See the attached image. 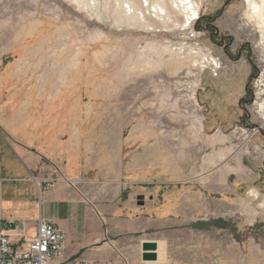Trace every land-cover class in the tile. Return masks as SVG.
I'll return each mask as SVG.
<instances>
[{
    "label": "rangeland",
    "instance_id": "374dc122",
    "mask_svg": "<svg viewBox=\"0 0 264 264\" xmlns=\"http://www.w3.org/2000/svg\"><path fill=\"white\" fill-rule=\"evenodd\" d=\"M124 1L0 0V144L13 148L3 167L14 166L6 202L38 188L25 153L72 143L73 196L102 231L97 246L143 264H264V217L221 219L213 179L192 178L222 150L219 134L243 166L264 164V34L250 0H131L142 14L128 22ZM200 9L221 10L230 46L196 28ZM239 77L242 105L210 106L213 81Z\"/></svg>",
    "mask_w": 264,
    "mask_h": 264
},
{
    "label": "crops",
    "instance_id": "0c3cea01",
    "mask_svg": "<svg viewBox=\"0 0 264 264\" xmlns=\"http://www.w3.org/2000/svg\"><path fill=\"white\" fill-rule=\"evenodd\" d=\"M214 90L207 94L217 92L220 88L214 105L210 106L224 109L225 102L220 97H227V104L237 100L242 105L246 95V79H220L213 81ZM206 94V95H207ZM220 111V110H216ZM221 127L218 129L220 132ZM217 145L223 146L214 159L203 162L198 172L192 177L196 183L205 184L208 179H213L216 192L221 196L217 200L220 218L232 219L238 216L243 224L254 225L264 217V164L258 161L260 168L245 167L238 159L233 143L227 141L223 135L217 136ZM229 143V144H228ZM13 155V148L7 141L0 144V219L8 221H21L22 223L34 222L40 215L52 221L66 234V256L80 257L86 261H103L115 259L112 246L109 243L97 246L102 241V231L96 225V219L89 221L88 207L78 196H73V144L68 147L60 143L55 144L54 150L30 151L25 153L20 165L26 175L31 176L44 184L41 193L37 189L31 192L29 198L22 196V201L14 202L5 199L8 192L4 191L3 181L9 180L6 176L13 172L14 166L3 167L2 157ZM243 159V158H242ZM59 167L60 171H58ZM217 168V170H215ZM213 170L214 173H211ZM36 177V178H35ZM56 178L57 182L48 186L47 182ZM131 179L128 183L133 182ZM135 182V181H134ZM259 199V204H254ZM249 203V204H247ZM95 221V222H94ZM94 223V224H93ZM17 224V223H16ZM130 264H143L141 254L127 253ZM145 263V262H144ZM115 264H123L116 260Z\"/></svg>",
    "mask_w": 264,
    "mask_h": 264
},
{
    "label": "built area",
    "instance_id": "2783aa9c",
    "mask_svg": "<svg viewBox=\"0 0 264 264\" xmlns=\"http://www.w3.org/2000/svg\"><path fill=\"white\" fill-rule=\"evenodd\" d=\"M56 182L54 178L47 185ZM69 183L73 185V181ZM37 187L41 193L44 184L40 182ZM114 252L115 259L103 261L67 257L65 232L42 215L34 222L22 224L0 219V264H115L116 260L130 264L125 253L116 249Z\"/></svg>",
    "mask_w": 264,
    "mask_h": 264
},
{
    "label": "bare ground",
    "instance_id": "6f19581e",
    "mask_svg": "<svg viewBox=\"0 0 264 264\" xmlns=\"http://www.w3.org/2000/svg\"><path fill=\"white\" fill-rule=\"evenodd\" d=\"M143 4L144 5L146 4V6H148L149 5L148 0H143L142 5ZM120 7L123 11L121 18H124L126 22L134 19L136 15L142 14L140 5L134 4L131 0H125ZM250 7L252 10L251 16L257 17L258 23L261 26L262 32L264 34V0H259V2L257 4L253 3L252 0H250ZM152 9H154V8L152 7ZM154 11H155V9H154ZM155 12H157V10ZM162 12H163V10H162ZM154 17H155V15H154ZM157 19H158V17H157ZM260 110L263 112V115H264V103H262L260 105ZM35 182H36V184L40 185L39 181L35 180ZM79 182H80L79 179L73 180V183H79Z\"/></svg>",
    "mask_w": 264,
    "mask_h": 264
},
{
    "label": "flooded vegetation",
    "instance_id": "af4514ba",
    "mask_svg": "<svg viewBox=\"0 0 264 264\" xmlns=\"http://www.w3.org/2000/svg\"><path fill=\"white\" fill-rule=\"evenodd\" d=\"M199 17L197 18V21L195 23V26L197 29H203L205 32L211 34L210 40L211 43L216 47H223L227 48V46L231 45V41L229 39V42H226V38L221 37L219 39L220 35V29L217 26L218 18L221 15V10L217 13L208 14V13H201V9L199 11Z\"/></svg>",
    "mask_w": 264,
    "mask_h": 264
},
{
    "label": "water",
    "instance_id": "95a60500",
    "mask_svg": "<svg viewBox=\"0 0 264 264\" xmlns=\"http://www.w3.org/2000/svg\"><path fill=\"white\" fill-rule=\"evenodd\" d=\"M139 200H141V203L140 204H143L144 203V197L143 196H140L139 197ZM145 260H156L155 258V253H146V256L144 257Z\"/></svg>",
    "mask_w": 264,
    "mask_h": 264
}]
</instances>
